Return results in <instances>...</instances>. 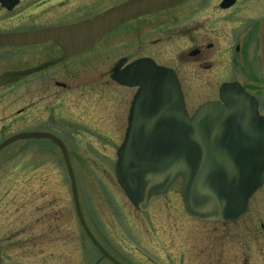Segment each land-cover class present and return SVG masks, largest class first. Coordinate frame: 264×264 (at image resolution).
<instances>
[{
	"label": "rangeland",
	"instance_id": "rangeland-1",
	"mask_svg": "<svg viewBox=\"0 0 264 264\" xmlns=\"http://www.w3.org/2000/svg\"><path fill=\"white\" fill-rule=\"evenodd\" d=\"M126 1L22 0L14 13L8 15L0 11V32L72 25ZM32 52V48L0 50V143L25 131H46L58 135L72 159L87 226L93 236L123 264H204L202 248L205 243L208 244V236L218 234L221 226L195 222L186 214L181 197V181L167 197L154 200L151 209L144 214L135 210L117 183L116 152L127 128L126 115L134 92H131L124 109L121 100H116L114 109L119 112V117L112 127L107 125L108 129L102 124L104 115L94 104L76 99L77 81H69L72 84L69 91L54 86L56 81L64 79V69L69 72L75 70L74 64L50 67L30 78L28 83V79L21 76L17 83L14 82V70L22 75L32 70L31 61L36 59ZM125 52L121 48L111 57L103 54L96 58L95 52L91 51L80 59L90 61L92 58L99 69L105 70L106 65L112 67L113 62L116 63ZM154 52L150 44L148 57H153L151 54ZM162 61L167 64L165 59ZM30 82L50 85L43 96L41 92L35 93L31 108L27 98ZM94 84L100 91L112 88L120 93L108 74L98 77L97 83L87 79L85 86L92 91ZM262 87L260 81L257 96L264 114ZM212 100H219L218 92L191 94L188 101L190 115ZM105 107L108 111L113 106L108 102ZM99 110L106 113L105 108ZM28 188L34 193L31 192L29 206L20 209L27 201L24 198ZM16 192L21 199L12 205ZM255 206L252 213L228 229L237 230L238 227L248 230L250 222H254L256 232L264 235V218L259 219ZM16 208L18 211L15 213ZM254 214L257 216L252 219ZM28 222L35 223L33 232L23 229ZM11 242L17 244L19 249L10 250ZM226 246L233 247L227 249V259L230 261L232 252L239 254L241 246L238 243ZM241 248L242 255L246 256ZM0 250V264H95L100 258L79 226L63 157L47 141H19L0 153ZM262 251L264 244L261 241L256 249L253 246V264H264L260 257ZM246 260L244 258L243 262Z\"/></svg>",
	"mask_w": 264,
	"mask_h": 264
},
{
	"label": "water",
	"instance_id": "water-1",
	"mask_svg": "<svg viewBox=\"0 0 264 264\" xmlns=\"http://www.w3.org/2000/svg\"><path fill=\"white\" fill-rule=\"evenodd\" d=\"M187 0H128L79 23L26 33L0 34V48L52 42L63 60L80 56L124 25L170 9ZM264 78V23L259 30ZM121 66V65H120ZM122 84L139 87L129 127L118 150L116 179L130 202L146 213L180 178L185 211L207 222L236 221L248 212L252 196L264 183V117L256 99L237 85L224 86L219 102L202 105L189 117L176 75L139 60L125 71ZM50 140L64 158L79 221L104 258L120 264L87 226L70 156L49 133H21L0 144V152L18 141Z\"/></svg>",
	"mask_w": 264,
	"mask_h": 264
},
{
	"label": "flooded vegetation",
	"instance_id": "flooded-vegetation-1",
	"mask_svg": "<svg viewBox=\"0 0 264 264\" xmlns=\"http://www.w3.org/2000/svg\"><path fill=\"white\" fill-rule=\"evenodd\" d=\"M3 2L5 5L0 3V11L9 15L18 9L22 0H3ZM7 6L13 7L8 9ZM263 23L264 0H187L170 9L154 15L142 17L126 24L100 41L92 50L67 60H63L62 51L52 42L23 46H7L0 48V50L33 49L32 53L35 54V56H33L32 53L31 55L36 59H32L31 61L32 72L28 71L29 74L22 75V73L16 74L17 70H14L12 77L15 79V83L18 82L20 76L21 78L26 77L28 83L31 80L30 78L34 77L36 74L44 73V71L50 67L67 65L68 63L74 64L73 69L75 70L69 72L67 69H64V79L62 81H56L54 86L64 91H69L72 87L69 81H77L78 83L76 84L77 87H75V90L78 94L76 99L80 102L89 101L91 104H94V107L104 115L102 119V124L104 126L108 125L112 127L118 120L119 112L114 109L116 100H121L124 109L126 104H128L127 101L130 98L131 92H134L129 101L130 106H128L126 115L128 128L132 103L139 88L130 87L121 82L127 76V74L124 73L125 69L131 64L144 59L151 60L159 67L170 69L176 75L187 110L189 96L191 94H203L208 92L220 93L224 86L237 85V87L244 92L257 99L259 111L261 115L264 116L260 110V103L257 96V93L260 91V81L263 83L261 89L264 90V78L259 57V30ZM31 31L35 30H17L4 33H26ZM4 33L0 32V34ZM150 44L155 50V52L151 54L153 57H148L147 55ZM121 48L126 50L125 55L120 57L116 63L113 62V66H110L111 68H108L106 65L104 68L105 70L99 69L96 60L94 61L92 58L90 61L85 58H83L82 61L80 59L91 51L95 52L94 56H96V58L104 56L103 54H107V57H111L112 54L121 50ZM131 49H133V51ZM163 59L167 61L166 65L162 63ZM106 67L108 69H106ZM106 74H108L109 80L115 87L119 88L118 90L120 91H117L120 92L119 94L112 88L109 91H100L95 84L92 91L87 90V86H85L87 84V79H91L97 83L98 77H103V75ZM102 87L103 86H100V88ZM48 88H50L49 84L34 85L31 84V82L29 83L27 90L28 103H31L29 108L34 104L35 93L41 92L43 96L48 91ZM108 102L113 107L107 111L105 104ZM102 108H105L106 113L99 110ZM116 112L117 118L115 119ZM123 120L124 111L122 115V121ZM127 128L124 132L123 140L126 136ZM36 132L44 131H25L21 133ZM45 133L50 132L45 131ZM50 134L63 141L58 135L54 133ZM53 147L59 150L55 145H53ZM64 165L67 172L66 164L64 163ZM71 166L75 174L72 159ZM69 184L71 188L70 180ZM31 192L34 193L29 188L26 190L24 200L26 199L27 201L25 204L23 203L24 206L20 209L29 206L28 201L29 198L32 197ZM20 199L19 193L16 192L15 196L12 198V205H16ZM73 204L79 226L83 230L77 215L74 200ZM255 204V208H258L257 214L259 215V219L260 217L264 218V184L258 193L250 200L248 212L236 221L220 223L202 222L189 216L195 222L207 224L208 226H221L218 234L208 236V244L206 245L205 243V247L202 248L201 253L204 258V264H253L255 262L253 260V246H255L256 249L260 241L264 244V235L260 236L256 232V224L254 225V222H250V229L248 230L238 227L237 230L228 229L230 226H234L241 222L249 213H252ZM17 211L18 208L15 209V213ZM15 213L11 216L13 217ZM29 216H31V214ZM256 216L257 215L254 214L252 219H255ZM34 225V222H28L26 228L24 226L23 229L33 232ZM253 225L254 227L251 228ZM242 237H244V239ZM230 243H238L243 247L246 256L242 255V248L240 247L239 254L235 255L236 251L232 252V260L228 261L227 249H233V247L230 248L226 245ZM100 245L110 256L120 264H123L101 243ZM9 246V249L12 251L19 249V246L12 242ZM94 248L100 255V258L95 264H102L103 262L113 264L108 259L104 258L95 246ZM1 252L2 250H0V253ZM260 253L261 256H259L264 263V251ZM228 256L230 257V255ZM194 258V255H192V259ZM244 258L247 259L245 262H243ZM0 259H2L1 255Z\"/></svg>",
	"mask_w": 264,
	"mask_h": 264
},
{
	"label": "bare ground",
	"instance_id": "bare-ground-1",
	"mask_svg": "<svg viewBox=\"0 0 264 264\" xmlns=\"http://www.w3.org/2000/svg\"><path fill=\"white\" fill-rule=\"evenodd\" d=\"M172 189H173V188H172ZM258 191H259V190H258ZM258 191H257V193H258ZM257 193H256V194H257Z\"/></svg>",
	"mask_w": 264,
	"mask_h": 264
}]
</instances>
